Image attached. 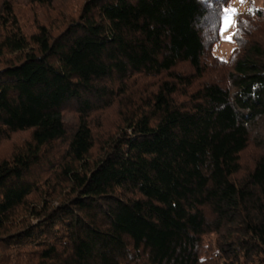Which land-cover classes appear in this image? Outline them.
Returning <instances> with one entry per match:
<instances>
[{
  "label": "trees",
  "instance_id": "1",
  "mask_svg": "<svg viewBox=\"0 0 264 264\" xmlns=\"http://www.w3.org/2000/svg\"><path fill=\"white\" fill-rule=\"evenodd\" d=\"M232 1L0 0V264H264V4L226 60Z\"/></svg>",
  "mask_w": 264,
  "mask_h": 264
},
{
  "label": "rangeland",
  "instance_id": "2",
  "mask_svg": "<svg viewBox=\"0 0 264 264\" xmlns=\"http://www.w3.org/2000/svg\"><path fill=\"white\" fill-rule=\"evenodd\" d=\"M264 4V0H233L229 5L228 9L224 13L223 16V25L220 35V40L214 47V53L218 55L220 58L229 59L234 48H235V39L234 32L236 30V16L240 12H245L248 10H252L255 7L262 6ZM68 115L71 114V111L67 112ZM109 124H112L111 122ZM19 139V136H14L13 140L5 141L0 146V156H5L11 152V149L14 145L16 139ZM246 159L252 158V154L250 156L247 154L245 156Z\"/></svg>",
  "mask_w": 264,
  "mask_h": 264
}]
</instances>
